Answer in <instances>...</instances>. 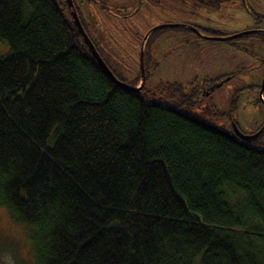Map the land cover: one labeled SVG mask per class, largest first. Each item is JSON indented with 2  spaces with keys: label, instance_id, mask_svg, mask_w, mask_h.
I'll list each match as a JSON object with an SVG mask.
<instances>
[{
  "label": "trees",
  "instance_id": "trees-1",
  "mask_svg": "<svg viewBox=\"0 0 264 264\" xmlns=\"http://www.w3.org/2000/svg\"><path fill=\"white\" fill-rule=\"evenodd\" d=\"M0 40V206L39 264H264L263 132L189 112L221 78L117 86L54 0H0Z\"/></svg>",
  "mask_w": 264,
  "mask_h": 264
},
{
  "label": "rangeland",
  "instance_id": "rangeland-1",
  "mask_svg": "<svg viewBox=\"0 0 264 264\" xmlns=\"http://www.w3.org/2000/svg\"><path fill=\"white\" fill-rule=\"evenodd\" d=\"M63 14L70 12L65 0H54ZM86 35L119 80L139 78L143 51V87L140 96L166 103L152 90L160 84L178 83L189 92L191 85L221 78V84L189 108L208 123L244 135L263 130L253 147L264 149V41L246 35L228 36L250 28L264 31V0H72ZM161 24H174L152 30ZM196 29V30H195ZM152 30L150 33L149 31ZM9 51L0 40V56ZM161 96V97H160ZM184 111L183 107H179ZM15 222L7 214L0 219V249L11 248L4 237Z\"/></svg>",
  "mask_w": 264,
  "mask_h": 264
},
{
  "label": "water",
  "instance_id": "water-1",
  "mask_svg": "<svg viewBox=\"0 0 264 264\" xmlns=\"http://www.w3.org/2000/svg\"><path fill=\"white\" fill-rule=\"evenodd\" d=\"M67 6L70 9V15L72 18V23L73 25L77 28L78 33L80 34V36L83 39V43L88 47L89 52L91 54V56L93 57V59L100 65V67L103 69V71L106 73V75L112 80V82L120 87H125V88H129L132 91H138L142 85H143V80H144V73H143V61H142V56H143V51L141 50L140 52V83L136 86L130 87L129 85L121 82L115 75L114 73L107 67V65L104 63V61L102 60V58L100 57V55L98 54V52L96 51L94 45L92 44L91 40L88 38V36L86 35V32L84 31L80 20L78 18V15L76 13V10L74 8V5L72 3V0H65ZM176 25L174 24H161L158 25L157 27H154L152 30H156V29H162V28H166V27H175ZM150 30L149 33L152 31ZM196 30V29H195ZM253 31H246V32H240L238 34H234V35H230V36H214V37H206L209 39H213V40H230V39H234L237 38L241 35H245L248 33H251ZM221 84V81L217 82L214 86H219ZM213 88V87H212ZM264 89V77L262 79L261 85H260V91L259 94L262 92V90ZM240 140L243 141H250L251 139L256 138L259 133H255L252 135H244L242 133H240L237 129H235V133H234Z\"/></svg>",
  "mask_w": 264,
  "mask_h": 264
},
{
  "label": "clouds",
  "instance_id": "clouds-1",
  "mask_svg": "<svg viewBox=\"0 0 264 264\" xmlns=\"http://www.w3.org/2000/svg\"><path fill=\"white\" fill-rule=\"evenodd\" d=\"M19 232L4 237L13 247L0 249V264H39L35 251V241L29 239L33 225L21 222L17 225Z\"/></svg>",
  "mask_w": 264,
  "mask_h": 264
},
{
  "label": "flooded vegetation",
  "instance_id": "flooded-vegetation-1",
  "mask_svg": "<svg viewBox=\"0 0 264 264\" xmlns=\"http://www.w3.org/2000/svg\"><path fill=\"white\" fill-rule=\"evenodd\" d=\"M220 1V0H219ZM64 4L67 6V4H66V2H64ZM218 5H219V3H218ZM218 5L217 6H215L216 8L218 7ZM67 8H68V10H69V12H70V9H69V7L67 6ZM70 17V16H69ZM81 23V22H80ZM81 25H82V23H81ZM82 27H83V25H82ZM83 29H84V27H83ZM246 31H253V32H251V33H248V34H245V35H241V36H239V37H243V36H246V35H254V36H257L258 38H259V40H261V41H264V31H262V30H259V29H255V28H250L249 30H244V31H241V32H246ZM238 33H240V32H238ZM238 33H234V34H238ZM234 34H231V35H234ZM228 36H230V35H228ZM239 37H237V38H239ZM234 39H236V38H234ZM230 40H232V39H230ZM219 79V78H218ZM219 81H222L221 79L219 80ZM219 81H217V82H219ZM217 82H215L212 86H210V88H209V91L210 90H212L213 88H214V85L217 83ZM207 84V83H206ZM195 86H197V85H195ZM213 87V88H212ZM191 89V88H190ZM262 131L263 130H261V131H259L258 133H259V135H260V133H262ZM257 133V132H256ZM255 134V133H254ZM250 135H252V134H250ZM258 135V136H259Z\"/></svg>",
  "mask_w": 264,
  "mask_h": 264
},
{
  "label": "snow or ice",
  "instance_id": "snow-or-ice-1",
  "mask_svg": "<svg viewBox=\"0 0 264 264\" xmlns=\"http://www.w3.org/2000/svg\"><path fill=\"white\" fill-rule=\"evenodd\" d=\"M7 214H8V210L6 207L0 206V219H3L6 221L7 218ZM19 232V229L17 226H13L12 227V233L16 234Z\"/></svg>",
  "mask_w": 264,
  "mask_h": 264
}]
</instances>
